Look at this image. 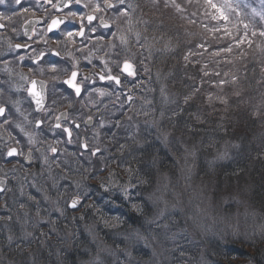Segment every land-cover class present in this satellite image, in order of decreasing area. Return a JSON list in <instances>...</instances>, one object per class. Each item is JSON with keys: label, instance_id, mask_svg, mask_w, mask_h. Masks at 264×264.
Wrapping results in <instances>:
<instances>
[{"label": "clouds", "instance_id": "9594fccd", "mask_svg": "<svg viewBox=\"0 0 264 264\" xmlns=\"http://www.w3.org/2000/svg\"><path fill=\"white\" fill-rule=\"evenodd\" d=\"M0 264H264V0H0Z\"/></svg>", "mask_w": 264, "mask_h": 264}]
</instances>
